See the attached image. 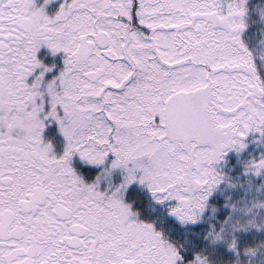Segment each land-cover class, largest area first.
Here are the masks:
<instances>
[{
	"label": "snow or ice",
	"instance_id": "6c2138e0",
	"mask_svg": "<svg viewBox=\"0 0 264 264\" xmlns=\"http://www.w3.org/2000/svg\"><path fill=\"white\" fill-rule=\"evenodd\" d=\"M0 264H264V0H0Z\"/></svg>",
	"mask_w": 264,
	"mask_h": 264
}]
</instances>
